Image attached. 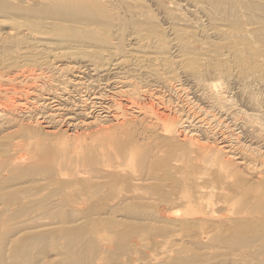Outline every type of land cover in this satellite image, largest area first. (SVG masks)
<instances>
[{"label": "bare ground", "instance_id": "1", "mask_svg": "<svg viewBox=\"0 0 264 264\" xmlns=\"http://www.w3.org/2000/svg\"><path fill=\"white\" fill-rule=\"evenodd\" d=\"M154 2L165 27L142 0H0V264H49L38 259L46 238L66 253L60 264L111 263L98 256L85 220L37 225L46 206L62 204L51 195L68 203L71 185L86 184L78 175L87 172L98 182L84 193L107 190L83 197L85 204L101 198L99 221H112L110 210H151L138 229L133 224L137 232L117 228L118 241L108 234L123 251L109 256L114 264H264V0ZM136 120L144 125L141 144L156 150L147 180L120 167L136 165L133 139L114 144L126 130L132 137L127 127ZM29 123L49 140L113 136L105 141L117 148L96 142L90 151L88 142L73 168L64 167L68 156L38 166L36 155L29 160L38 167L29 166L22 157ZM59 237L69 242L56 243Z\"/></svg>", "mask_w": 264, "mask_h": 264}, {"label": "rangeland", "instance_id": "2", "mask_svg": "<svg viewBox=\"0 0 264 264\" xmlns=\"http://www.w3.org/2000/svg\"><path fill=\"white\" fill-rule=\"evenodd\" d=\"M153 1V2H152ZM155 0H145V1H143L142 0V4H143V6L145 7V10H146V12H148V13H151L152 14V16L155 18V20H156V22L157 23H160V24H158V25H161L162 27H165L166 25H165V22H164V19L162 20V19H160L161 18V16L159 17L158 16V14H159V12L156 10L155 11V8H156V2H154ZM171 2H173L172 3V5L174 4V6L176 5L175 3H177L178 2V0H170ZM175 1V2H174ZM179 3V2H178ZM177 3V4H178ZM153 5V6H152ZM150 8V10H151V12H150V10H147V9H149ZM181 7H179L178 9H180ZM182 9V8H181ZM155 13V14H154ZM181 14H183L184 15V13H182V12H180ZM158 17V18H157ZM193 29V28H192ZM191 29V30H192ZM190 30V31H191ZM194 32H196V30H194ZM263 98H264V95H261ZM126 118H128L127 120H126V123L129 121V120H132V119H130L129 117H126ZM136 123H137V125H136ZM139 123H141L140 121H138V120H136V121H132V127L131 126H128L127 127V129L129 130V128H130V132H131V136L133 137L134 136V138H132V137H130V133H129V131H128V133H127V130L125 131L126 133V135H124L123 136V134H121L120 135V137H118V136H114V137H117V138H114L113 136H108V137H102V140H100V138L98 139V141H96L98 144H95L94 142H90L89 140H87L86 142H82V140H73L72 141V139H66V138H64L63 136H58V137H56V138H54V139H48V138H46V137H44V135H43V131H41L40 129H39V127L37 126V125H35V124H37V123H29V126H31V128H32V138H31V140H30V142H29V145L27 146V147H24V148H26L25 150H26V152H22V157H24L25 158V156L24 155H26L27 157L26 158H28V160H27V164L30 166V164L32 165L33 163H34V166L35 167H38V166H41L40 164H45L46 162L49 164V162H52L53 160V162L52 163H56V161H60V159H63V160H61L60 162L61 163H63L64 164V156H66V158H65V160L67 159V156H68V158L70 159L71 157L73 158L74 156H77V155H75L77 152L80 154V151H82V153L80 154V155H78V156H81V158H75L74 157V159L73 160H76V161H72V158L70 159V162H72V164H70V162L69 161H67V163H66V161H65V164H64V167H66V166H69V167H66V169L68 168H70L71 167V165H72V167L71 168H73V166L75 165V164H77V162L79 163L80 161H81V159H82V157H84L85 156V153L87 154V151H88V148H89V146H88V148L86 149V144L88 145V142H89V145H90V143H91V145H93V148L90 146V151H93L92 149H96L98 146H99V148L100 147H102L103 146V143H104V145H106L105 147H107L106 148V150L108 149V147H109V143H110V141H109V143L107 142V141H105L106 140V138H109L110 140L112 139V141L111 142H113V140L115 139V141H114V144H116V141H118V140H123V141H125V139L128 137V139H126V140H130V139H133V140H131L130 141V143H131V146L132 147H130V146H128V147H130V151H132V153H134V156H136V159H135V162H133V163H136V165H133L132 167H130L129 166V164H128V162L126 163V164H128V165H126L125 164V162H123V163H121L120 162V164H121V166L120 167H123L125 170H128V171H130V169L131 170H139V172L141 173V175H142V178L143 179H146V176L147 177H149V179H151L152 177V175H150L151 174V172H152V174L154 173V167H150V165H152L153 166V164L152 163H154V160H155V158L154 157H152L153 155V153H155V151L156 150H152V149H150V148H147V147H145V146H143L142 144H143V142H141V136L140 135H138V134H140V132L142 131V126H144L142 123H141V127H140V124ZM42 127H43V125H41ZM138 126V127H137ZM137 128V129H136ZM80 132V131H79ZM128 134V135H127ZM148 135V133L146 134V136ZM125 136H126V138H125ZM104 138V139H103ZM114 138V139H113ZM123 138V139H122ZM130 138V139H129ZM138 139V140H137ZM108 140V139H107ZM137 140V141H136ZM38 141H39V143H38ZM104 141V142H103ZM133 141V142H132ZM31 142H33V143H31ZM42 142V143H41ZM75 142V143H74ZM78 144H77V143ZM79 142H80V145H79ZM85 143V145L83 146L82 145V143ZM107 142V143H106ZM135 142V143H134ZM38 143V144H37ZM71 143V144H70ZM75 145H74V144ZM118 143V142H117ZM130 143H129V145H130ZM136 143H139V145L137 144V146L135 145ZM142 143V144H141ZM36 144V145H35ZM44 144V145H43ZM48 144V145H47ZM50 144V145H49ZM111 144V143H110ZM120 144H121V142H120ZM58 145V146H57ZM70 145V146H69ZM73 145H74V148H73ZM77 145H79L78 146V148H77ZM82 145V146H81ZM98 145V146H97ZM100 145H102V146H100ZM108 145V146H107ZM112 145V148L111 149H115V148H117V146H115V148H113V143L111 144ZM117 145V144H116ZM66 146V147H65ZM120 145H118V147H119ZM31 147V148H30ZM46 147L47 148H53L52 150H55L56 148H57V151L55 150V151H53L52 152V150L50 149V152L48 151L49 149H47L46 150ZM64 147V148H63ZM82 147V148H81ZM105 147H102L103 148V150H105L104 148ZM24 148H23V150L22 151H24ZM69 148H71V149H69ZM73 148V149H72ZM75 148H77V152L75 151V154H73L74 152H72V151H74L75 150ZM79 148H81V150H79ZM145 148H147V149H145ZM30 149V151L32 152L34 149V151L31 153L30 151L28 152V150ZM43 149H45L46 151H47V157L44 155L43 157L45 158V159H43V157H41V154L43 153L44 154V152H45V150L43 151ZM63 149V150H62ZM64 149H65V151H66V154H64L62 151H64ZM70 150L69 152L67 151V150ZM111 149H109V150H111ZM41 150L43 151L42 153H41ZM59 150H62V151H60L59 152ZM87 150V151H86ZM105 150V151H106ZM128 150V149H127ZM128 150V151H129ZM145 150V152H142V151H144ZM146 150H149L150 151V153H148ZM85 153H84V152ZM27 152H28V154H27ZM61 152L63 153L62 155L63 156H61ZM89 152V151H88ZM135 152H136V154H135ZM146 153L147 154V156L145 157V160H144V163L141 161V153ZM21 153V152H20ZM49 153H51V154H49ZM60 153V155H58ZM24 154V155H23ZM30 154H31V156H30ZM70 154H72L71 156H70ZM36 155H39L38 157H39V159H36L35 157H37ZM56 155H58V156H60V157H57ZM84 155V156H83ZM152 155V156H151ZM158 155V154H157ZM161 155V154H160ZM35 156V157H34ZM49 156H53V160L49 157ZM77 156V157H78ZM29 157L30 158H32V157H34L35 159H36V162H38L39 163V161H42V159H43V161L42 162H40L39 164L37 163L36 165H38V166H36L35 165V163L36 162H34V161H32L33 163H31L30 162V160H29ZM40 157H41V159H40ZM54 157H55V159H54ZM62 157H64V158H62ZM153 158V160H152V158ZM48 158H50L52 161H49V160H47ZM151 158V159H150ZM79 159V160H78ZM56 160V161H55ZM156 160H157V158H156ZM155 160V161H156ZM46 161V162H45ZM29 162H30V164H29ZM74 162V163H73ZM46 163V164H47ZM140 163L142 164V170H140V169H138V164L140 165ZM150 163V164H149ZM70 164V165H69ZM118 164V163H117ZM116 164V165H117ZM123 164H125V165H123ZM66 165V166H65ZM63 167V166H62ZM150 167V168H149ZM130 168V169H129ZM148 168H149V170L151 169V168H153V169H151V171H149L148 170ZM63 169H65V168H63ZM65 169V170H66ZM64 170V171H65ZM81 170V169H80ZM86 170H89L90 171V169H87V168H85L84 170L82 169L81 171H86ZM158 170V169H157ZM157 170H155L156 172L155 173H157V174H160V173H158L160 170H158V172H157ZM207 171V172H206ZM205 172V174L202 172V175L201 176H204V175H206L207 177L209 176L208 175V170H206ZM87 172V171H86ZM91 173H92V171H90ZM149 172V173H148ZM146 173V174H145ZM161 173H162V171H161ZM83 174V173H82ZM81 173L78 175V178H79V176H83V177H85L84 179L88 182V185L87 186H85L86 184H87V182H86V184L84 183H80V184H76V185H73L74 187H72V185H71V193L69 192L68 194H69V196H70V201L68 202V203H72L71 205H73V206H70L68 203H65V204H63L64 203V201L62 200L63 198L62 197H60L56 192L54 193V194H52L51 196H52V199L54 198V199H56V200H61V202H62V204H58V206H52V207H50V206H46V207H48L47 209H48V215L46 214V215H43V216H38L37 217V220H41L42 219V217H43V219H42V222H40L39 221V223L37 224V225H40V226H43V224L42 223H45L44 225L45 226H47V225H50L51 226V224H53V223H55L56 225H58L59 223L61 224V222L63 223V221L65 220H67V222H65L64 224H62V226H67L66 225V223L67 224H69V225H71V223L73 222V224H74V222H76L77 220H81V221H84L85 222V226H84V228H83V230L86 232V231H92V235H94L93 234V231H95V234H97L96 235V238H94V241L96 240V242L98 243V256H104V257H106V259L108 260V262H111L110 264H114L115 262L114 261H112L111 259L113 258V260L116 258V257H119L121 254H123V251L121 250V251H116V250H118V246H115V245H113V244H115V242H113L114 240H116V241H118V238H117V236H119V234H117L116 233V231H119V230H121L120 231V233L121 232H128V230H131V228L132 229H134L135 231H136V227H134L133 226V224H137V225H135V226H137V229H138V225H141V224H143L144 223V220H142V219H144L145 218V222H146V218H148L147 217V215L146 214H148V216L149 217H151L150 215H151V210L149 209V211H148V209H146L147 210V213H140V211L142 212V210H140L139 208H141L142 209V207H138V203L136 204V206L138 207V209L140 210H138V209H136V208H132L130 211H128V210H119V211H115V213H113V211L112 210H110L109 211V208H108V210L107 209H104V208H102V212L103 211H105V212H108L109 211V217H113L112 218V221H110V222H104V221H99L98 220V206L99 205H101V202H99L98 203V199L100 200L101 198L99 197V196H101V195H103V192L101 191H99L98 189H96V188H91V189H88V191L89 190H91V191H94V189L96 190V192H97V194L98 193H101V194H98L99 196L98 197H94V198H98V199H92L91 198V201L90 202H86V204H85V202H83V197H86V195L84 196V194H87L88 193V191H86L85 193L82 191V190H84L85 189V187L87 188H90L91 186H93L94 184H96L95 182H98V180L97 181H95L96 179H95V177L93 176L94 175V173H92V177H88V176H90V174H89V172H87V173H85V174H83L82 175ZM149 174V175H148ZM96 175V174H95ZM87 176V177H86ZM205 176V177H206ZM206 177V178H207ZM78 178H77V181H78ZM81 178V177H80ZM87 178H89V179H87ZM90 178H93V179H90ZM203 178V177H202ZM205 178V179H206ZM147 180V179H146ZM95 181V182H94ZM84 182V181H83ZM90 182V183H89ZM92 183V184H91ZM132 183H134V182H132ZM83 186V187H81V186ZM90 185V186H89ZM78 187H80V188H78ZM94 187H95V185H94ZM78 188V189H77ZM81 188H84V189H81ZM73 189L75 190V195L73 196L72 195V192H74L73 191ZM70 190V189H69ZM78 190H80L79 192H78V194H77V191ZM100 190H102V189H100ZM85 191V190H84ZM99 191V192H98ZM103 191H104V194L106 195L107 194V190L105 191V189H103ZM109 191V190H108ZM110 192V191H109ZM108 192V193H109ZM56 194V195H55ZM71 195H72V197H71ZM105 195H103V196H105ZM42 195L40 194H37L36 195V197L38 198L37 200L38 201H40V199L41 200H43V202L45 201L44 200V197L42 196ZM36 197H34V198H36ZM56 197V198H55ZM72 198H73V201H72ZM74 198H76L75 200H74ZM51 199V200H52ZM49 200H50V198H49ZM48 200V201H49ZM77 200H79V201H81V202H83V204L81 203V202H79L81 205H80V207H77V205H76V201ZM93 200V201H92ZM72 201V202H71ZM75 201V202H74ZM85 201V200H84ZM78 202V201H77ZM45 203V202H44ZM78 203V204H79ZM94 203V204H93ZM75 204V205H74ZM98 204V205H97ZM66 205H68L67 207H66ZM94 205V206H93ZM60 206V207H59ZM87 206V207H86ZM88 206H89V208H88ZM59 207V208H58ZM70 209H69V208ZM74 209H73V208ZM92 209H91V208ZM85 208H87V209H90V210H85ZM56 209V210H55ZM63 209V210H62ZM73 209V210H72ZM81 209V210H80ZM104 209V210H103ZM180 210L182 209V208H179ZM179 209H177V210H173V212H175V213H177V212H180V210ZM62 210V211H61ZM85 210V211H84ZM100 210V209H99ZM136 210H138V211H136ZM144 211L143 212H146V210L145 209H143ZM179 210V211H178ZM84 211V212H83ZM91 211V212H90ZM101 211V210H100ZM182 211V210H181ZM46 212H47V210H46ZM97 214H96V213ZM149 212V213H148ZM43 213V212H42ZM87 213V214H86ZM90 213V214H89ZM101 213V212H100ZM120 213V214H119ZM131 213V214H130ZM63 214V215H62ZM83 214V215H82ZM89 214V215H88ZM117 214V215H116ZM136 214V215H135ZM142 214V215H141ZM150 214V215H149ZM75 217H74V216ZM87 215V216H86ZM144 215H146L145 217H144ZM45 216V217H44ZM114 216H116V218L114 217ZM138 216V217H137ZM53 217V218H52ZM100 217H101V215H100ZM142 217V218H141ZM47 218H48V221H47ZM78 218V219H77ZM102 218H104L103 216H102ZM110 218V219H111ZM137 218H140V219H137ZM54 219H56V220H54ZM61 219V221H59ZM63 219V220H62ZM149 219V218H148ZM147 219V220H148ZM47 222H50V224L49 223H46V221ZM115 220V221H114ZM45 221V222H44ZM69 222H71V223H69ZM120 223V224H119ZM123 223V224H122ZM60 224H59V226H60ZM116 224V225H115ZM125 227H124V226ZM127 225H128V227H127ZM64 226V227H65ZM90 226V227H89ZM98 226V227H97ZM111 226V227H110ZM121 226V227H120ZM92 227V228H91ZM95 229H94V228ZM110 227V228H109ZM131 227V228H130ZM116 228V229H115ZM117 228H120L119 230H117ZM123 228V229H122ZM93 229V230H92ZM99 231H98V230ZM139 229H141V228H139ZM112 230H114V231H112ZM124 230V231H123ZM144 230V229H143ZM109 231V232H108ZM110 231H112V232H110ZM133 231V230H132ZM131 231V232H132ZM140 231H142V230H138V232H139V234H140ZM105 232V233H104ZM130 232V231H129ZM137 232V231H136ZM101 233V234H100ZM114 233V234H113ZM143 232H141V234H142ZM110 235V237L111 238H115L113 241H111L110 239H106L107 237H109V235ZM144 234V233H143ZM142 234V235H143ZM101 235V236H100ZM98 236V237H97ZM116 236V237H115ZM26 237H29V238H26ZM24 239L25 240H27V241H30V242H36V240L35 239H33L32 237H30V236H26ZM83 237H85V236H83ZM91 237V236H90ZM98 238V239H97ZM103 240H102V239ZM104 240H105V242H104ZM50 241V242H49ZM52 241H54V240H52V239H50V238H46V240H39L38 241V243L39 244H41V246L43 247V248H40V250H46L45 252H43L44 254L42 255V254H39V256H40V258H39V256H38V259H43V258H45V261H49L50 263L49 264H60V262H63V259H66V256L67 255H65V254H63L64 253V251H61V249H60V251L59 250H56L57 251V253H56V251L54 252V250H55V248H54V250L52 249L53 247H52V245L53 244H55V242L53 243ZM83 242V244L84 245H88L87 247H89L90 246V244H91V241H90V239L88 238V239H83L82 240ZM90 241V242H89ZM42 242V243H41ZM63 243V245H65V244H67V242H69V241H66V239L64 240V238H58V240L56 239V243ZM76 242V241H75ZM74 241H73V243H75ZM47 243H50L49 245L47 244ZM53 243V244H52ZM73 243H71V244H73ZM100 243V244H99ZM108 243V244H107ZM113 243V244H112ZM117 243L118 242H116V245H117ZM140 243H142V241L140 242ZM44 244H46V245H44ZM52 244V245H51ZM112 244V245H111ZM62 244L61 245H59L60 247L61 246H63ZM138 245V244H137ZM136 245V246H137ZM46 246V247H45ZM48 246V247H47ZM113 246V247H112ZM51 247V249L50 250H52L53 252H51L50 250H49V248ZM100 247V248H99ZM105 247V248H104ZM118 247V248H117ZM47 249L49 250V251H47ZM103 249H105V250H103ZM114 249H115V251H114ZM134 249V248H133ZM102 250V251H101ZM112 251H114V254H111L112 253ZM41 251H40V253H42ZM51 252V253H50ZM61 252V253H60ZM63 252V253H62ZM102 253V255H101V253ZM110 252V253H109ZM39 252H37L35 255H37ZM49 253H50V255H49ZM53 253H55V254H53ZM59 253V254H58ZM60 254H61V256H60ZM60 257V258H57L58 256ZM107 255V256H106ZM111 255V257H109ZM121 256H123V255H121ZM50 257V258H49ZM109 257V258H108ZM60 259V260H59ZM52 261V262H51ZM56 261V262H55ZM55 262V263H54ZM57 262H59V263H57ZM37 264H40L39 262L37 263Z\"/></svg>", "mask_w": 264, "mask_h": 264}]
</instances>
